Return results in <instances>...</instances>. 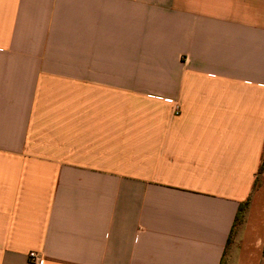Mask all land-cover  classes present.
<instances>
[{"label": "crops", "instance_id": "1", "mask_svg": "<svg viewBox=\"0 0 264 264\" xmlns=\"http://www.w3.org/2000/svg\"><path fill=\"white\" fill-rule=\"evenodd\" d=\"M30 251L264 264V0H0V264Z\"/></svg>", "mask_w": 264, "mask_h": 264}, {"label": "trees", "instance_id": "2", "mask_svg": "<svg viewBox=\"0 0 264 264\" xmlns=\"http://www.w3.org/2000/svg\"><path fill=\"white\" fill-rule=\"evenodd\" d=\"M254 187H255V185H254ZM250 197H251V195H249L248 198L244 202L239 204L238 209H237L236 214H235V218H234V222H233V225H232V229L230 231L229 239L233 236V234L236 231L237 227L243 221L246 209H247V207L249 205Z\"/></svg>", "mask_w": 264, "mask_h": 264}, {"label": "built area", "instance_id": "3", "mask_svg": "<svg viewBox=\"0 0 264 264\" xmlns=\"http://www.w3.org/2000/svg\"><path fill=\"white\" fill-rule=\"evenodd\" d=\"M28 261L32 264H38L41 260V255L35 251L28 252Z\"/></svg>", "mask_w": 264, "mask_h": 264}]
</instances>
